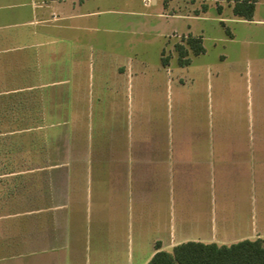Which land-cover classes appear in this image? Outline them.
<instances>
[{"label":"rangeland","instance_id":"374dc122","mask_svg":"<svg viewBox=\"0 0 264 264\" xmlns=\"http://www.w3.org/2000/svg\"><path fill=\"white\" fill-rule=\"evenodd\" d=\"M37 1L0 0V40L23 46L26 58L7 72L37 85L57 82L69 93L71 127L115 140V160L104 155L92 163L71 264H147L158 242L171 251L178 244L171 237L184 236L178 189L192 185L189 173L147 159L149 149H162V158L179 148L178 139L199 137L249 139L252 153L264 144V0H254L253 20L234 15L237 0H70L43 10ZM42 18L48 21L36 22ZM190 35L202 37L206 51L183 67L176 45ZM157 139L165 146L147 145ZM49 149L63 154L69 147L62 139ZM238 160L217 177V185L240 189L229 197L238 225L224 232L217 226L205 243L264 239V153Z\"/></svg>","mask_w":264,"mask_h":264},{"label":"crops","instance_id":"0c3cea01","mask_svg":"<svg viewBox=\"0 0 264 264\" xmlns=\"http://www.w3.org/2000/svg\"><path fill=\"white\" fill-rule=\"evenodd\" d=\"M68 1L40 0L35 8L50 9L52 4ZM47 21L46 18L36 20L39 23ZM22 50L23 46L0 40V264L14 261L41 264V259H47L49 264H71L73 241L82 240L80 218L90 202L92 163L104 155L115 160V140L112 136L106 141L87 138L82 125L71 127L69 93L58 89L61 85L57 82L37 85L31 76L8 73V69L25 64L26 58L19 54ZM62 139L69 150L63 154L51 152V144ZM176 142L179 148L171 155L158 157L162 156L157 154L162 149L155 148L149 149L145 156L163 160L179 176L183 173L192 176L191 186L178 189L185 194L181 202L186 205L177 210V223L184 227L181 229L184 236H172L170 241H178V244L210 241L215 239L217 226L224 232L233 224L238 225L239 220L231 216L233 209L229 197L238 194L240 189L217 185L218 173L228 172L231 165L239 163L242 155L263 154L264 144H255L259 148L252 153L248 148L252 142L244 138L199 137ZM162 143L160 139L148 140L147 145L156 147L163 146ZM221 144L231 149H219ZM77 146L80 149H76ZM128 157L133 165L135 161L130 154ZM202 178L207 181L203 183ZM173 188L171 193L175 196ZM188 203L192 217L187 212ZM77 227L79 237L74 231ZM205 227L212 238L204 236ZM195 229L198 236H190ZM162 249L165 250V246Z\"/></svg>","mask_w":264,"mask_h":264},{"label":"trees","instance_id":"16d2710c","mask_svg":"<svg viewBox=\"0 0 264 264\" xmlns=\"http://www.w3.org/2000/svg\"><path fill=\"white\" fill-rule=\"evenodd\" d=\"M256 1L237 0L233 12L241 20H253ZM180 66L192 63L191 54L205 53L202 37L188 36L184 43L176 45ZM163 64L170 65V58L163 57ZM147 264H264V239H245L230 245L188 241L180 243L171 251L163 250L161 243L156 245V253Z\"/></svg>","mask_w":264,"mask_h":264}]
</instances>
